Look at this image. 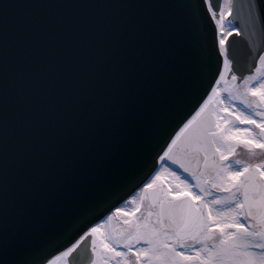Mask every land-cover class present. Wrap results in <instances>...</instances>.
Listing matches in <instances>:
<instances>
[{
    "label": "snow or ice",
    "instance_id": "obj_1",
    "mask_svg": "<svg viewBox=\"0 0 264 264\" xmlns=\"http://www.w3.org/2000/svg\"><path fill=\"white\" fill-rule=\"evenodd\" d=\"M234 11L0 3V264H69L82 244L89 264H264V48L233 71ZM248 13L264 35V0ZM136 188L130 209L93 220Z\"/></svg>",
    "mask_w": 264,
    "mask_h": 264
},
{
    "label": "water",
    "instance_id": "obj_2",
    "mask_svg": "<svg viewBox=\"0 0 264 264\" xmlns=\"http://www.w3.org/2000/svg\"><path fill=\"white\" fill-rule=\"evenodd\" d=\"M4 2L13 3V4L30 3V2L60 3V2H65V0H0V3H4ZM176 2H184V0H176ZM210 2L215 7L217 5L220 6L221 0H210ZM232 2L235 11L233 12L232 16L229 17V20L234 24V27L241 32V35L237 36L236 34H231L228 37V40L226 41V48L229 53V57L233 61V71L236 74L242 73L244 75H247L249 71L254 70V68H251L250 66L257 62L258 57L257 59H254V57H256L257 55V52L260 49L264 48V35H262L261 23L253 24L249 20L248 5L251 3V0H232ZM13 11L27 12L31 10L21 9V10H13ZM205 13H206V18L202 22V30L206 39L207 49L209 52L215 51L218 54V38H217L218 34H216L215 31L216 27L213 23L210 14H207L206 7H205ZM214 43H215V48H214ZM220 66H222V58L220 59ZM181 71L182 69L178 67L177 77L180 76ZM175 170L177 172H182L179 169H175ZM138 189L139 188H136L134 191L126 192L122 194L126 195V198H128ZM125 199L116 201L114 203V206L111 207L110 209H107L102 217H104L110 211L118 207L119 204ZM101 211H105V210L101 209ZM102 217H100V219H102ZM93 220L96 222L99 221L95 216H93ZM75 238H78V236ZM74 242H75L74 239H70L67 242L53 244L49 249L48 258L51 259L52 257L56 256L60 252L67 249V247H69L71 243ZM90 257H91L90 247L82 244L81 247L77 249V251L73 253L71 257H69V264H89Z\"/></svg>",
    "mask_w": 264,
    "mask_h": 264
},
{
    "label": "rangeland",
    "instance_id": "obj_3",
    "mask_svg": "<svg viewBox=\"0 0 264 264\" xmlns=\"http://www.w3.org/2000/svg\"><path fill=\"white\" fill-rule=\"evenodd\" d=\"M227 17H225L224 19V22H223V28H222V31H224L225 33L229 32V31H232L233 30V26L232 24L227 20ZM217 18H219V14L217 16ZM224 83V84H223ZM231 82H222V86L226 85V84H230ZM242 107V106H241ZM241 159H247V154L246 153H243L241 152ZM258 159H264V157H258ZM132 206L129 205V204H126V208H124V206L122 208H124L125 210H128L130 209Z\"/></svg>",
    "mask_w": 264,
    "mask_h": 264
},
{
    "label": "bare ground",
    "instance_id": "obj_4",
    "mask_svg": "<svg viewBox=\"0 0 264 264\" xmlns=\"http://www.w3.org/2000/svg\"><path fill=\"white\" fill-rule=\"evenodd\" d=\"M224 3H225V0H222V6L224 5ZM216 34H217V33H216ZM223 82H225V83H227V82H231L230 77H226L225 81H223ZM223 84H224V83H223ZM138 191H139V190H138ZM138 191H137V192H138ZM137 192H136V193H137ZM136 193H135L134 195H136ZM134 195H133V196H134ZM126 204H127V202H126L124 205H126ZM114 211H115V210H114ZM110 215H111V214H110ZM70 246H71V245H70ZM70 246H69V247H70ZM65 250H67V249H65ZM65 250H64V251H65ZM59 254H60V253H59ZM59 254H57V255H59ZM57 255H56V256H57ZM54 257H55V256H54ZM54 257H52V258H54ZM52 258H51V259H52Z\"/></svg>",
    "mask_w": 264,
    "mask_h": 264
},
{
    "label": "flooded vegetation",
    "instance_id": "obj_5",
    "mask_svg": "<svg viewBox=\"0 0 264 264\" xmlns=\"http://www.w3.org/2000/svg\"><path fill=\"white\" fill-rule=\"evenodd\" d=\"M124 208H126V205H124Z\"/></svg>",
    "mask_w": 264,
    "mask_h": 264
}]
</instances>
